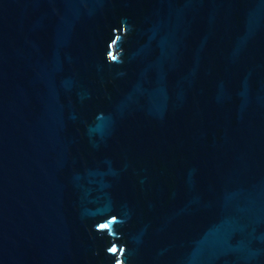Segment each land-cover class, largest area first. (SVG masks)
I'll return each mask as SVG.
<instances>
[{"label":"water","instance_id":"95a60500","mask_svg":"<svg viewBox=\"0 0 264 264\" xmlns=\"http://www.w3.org/2000/svg\"><path fill=\"white\" fill-rule=\"evenodd\" d=\"M0 264H264V0H0Z\"/></svg>","mask_w":264,"mask_h":264},{"label":"snow or ice","instance_id":"6c2138e0","mask_svg":"<svg viewBox=\"0 0 264 264\" xmlns=\"http://www.w3.org/2000/svg\"><path fill=\"white\" fill-rule=\"evenodd\" d=\"M113 251H115V249H113Z\"/></svg>","mask_w":264,"mask_h":264}]
</instances>
